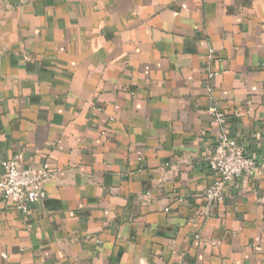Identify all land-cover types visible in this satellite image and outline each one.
<instances>
[{
  "label": "crops",
  "instance_id": "0c3cea01",
  "mask_svg": "<svg viewBox=\"0 0 264 264\" xmlns=\"http://www.w3.org/2000/svg\"><path fill=\"white\" fill-rule=\"evenodd\" d=\"M221 130L264 157V0H0V174L51 172L0 264H264V170L204 196Z\"/></svg>",
  "mask_w": 264,
  "mask_h": 264
},
{
  "label": "built area",
  "instance_id": "2783aa9c",
  "mask_svg": "<svg viewBox=\"0 0 264 264\" xmlns=\"http://www.w3.org/2000/svg\"><path fill=\"white\" fill-rule=\"evenodd\" d=\"M210 113L214 120L225 125L223 111L212 107ZM20 159L21 153L1 162L0 194L21 212L27 213L45 197L44 184L51 172L48 165L36 169L22 165ZM208 166L215 172L216 179L205 189L204 196L208 200L220 202L229 182L264 170V157L260 162L256 161L227 131L221 130L217 134V146L208 160Z\"/></svg>",
  "mask_w": 264,
  "mask_h": 264
}]
</instances>
